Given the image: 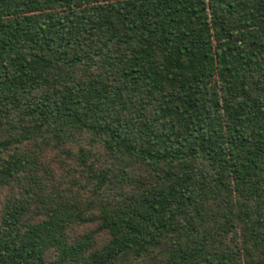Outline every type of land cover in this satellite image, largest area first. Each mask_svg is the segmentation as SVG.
<instances>
[{
  "label": "trees",
  "instance_id": "obj_1",
  "mask_svg": "<svg viewBox=\"0 0 264 264\" xmlns=\"http://www.w3.org/2000/svg\"><path fill=\"white\" fill-rule=\"evenodd\" d=\"M0 264H264V0H0Z\"/></svg>",
  "mask_w": 264,
  "mask_h": 264
}]
</instances>
